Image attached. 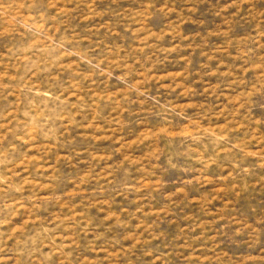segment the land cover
I'll return each instance as SVG.
<instances>
[{"label": "rangeland", "instance_id": "obj_1", "mask_svg": "<svg viewBox=\"0 0 264 264\" xmlns=\"http://www.w3.org/2000/svg\"><path fill=\"white\" fill-rule=\"evenodd\" d=\"M0 264H264V0H0Z\"/></svg>", "mask_w": 264, "mask_h": 264}]
</instances>
